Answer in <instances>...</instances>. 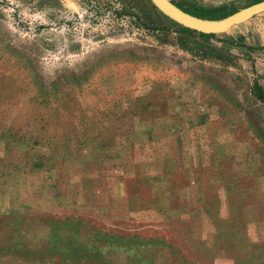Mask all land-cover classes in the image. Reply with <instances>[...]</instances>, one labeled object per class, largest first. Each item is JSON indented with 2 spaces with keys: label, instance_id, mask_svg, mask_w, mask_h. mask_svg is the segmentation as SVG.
<instances>
[{
  "label": "rangeland",
  "instance_id": "374dc122",
  "mask_svg": "<svg viewBox=\"0 0 264 264\" xmlns=\"http://www.w3.org/2000/svg\"><path fill=\"white\" fill-rule=\"evenodd\" d=\"M179 27L150 0H0V264H40L21 251L66 218L78 264H264V13Z\"/></svg>",
  "mask_w": 264,
  "mask_h": 264
},
{
  "label": "trees",
  "instance_id": "16d2710c",
  "mask_svg": "<svg viewBox=\"0 0 264 264\" xmlns=\"http://www.w3.org/2000/svg\"><path fill=\"white\" fill-rule=\"evenodd\" d=\"M170 4L181 10L182 12L189 14L191 16L203 19V20H222L225 19L226 17L232 15L233 13L237 12L240 10L239 8L235 7H230L228 8L226 5H219V6H209V5H204L202 3H197L195 1L191 0H168ZM263 0H249L242 8L248 7L252 4L261 2ZM241 8V9H242ZM179 30L190 34V35H197L201 38H204L205 40H212L217 38L218 35H206V34H201L197 33L195 31L186 29L184 27H179ZM239 41H243V37H238ZM258 99L262 102H264V93L259 92L258 93ZM30 100V99H29ZM32 104L29 103L31 107L33 105L35 106V102L30 101ZM59 104L55 107L57 111H53L52 118L49 120L48 117H45L44 122L47 124L48 127H52L57 129L59 123H56L57 120V114L60 113L63 110L65 102L61 101V97H59ZM16 102L13 99L8 100V105L9 106H14ZM49 120V122H48ZM80 124V123H79ZM76 146V144L74 143ZM71 153H74L75 157L80 156L79 149H74L71 150ZM79 152V153H78ZM66 158V154L62 152V159ZM207 212H209L207 210ZM56 222V221H55ZM66 223L63 224V226H60L61 223ZM61 223H52L49 222L51 226L50 229L48 230L49 232H52V236L58 237V240L56 238H49L46 239L48 240L47 242V247L42 248V249H28L27 247L21 251L25 255H33L35 257V261L39 262L40 264H52L48 263L47 260H51L53 257L55 262H59L58 264H78L79 261L81 260L82 255L84 252L88 253L90 250L85 247H92L94 245H91V243H86L82 242L80 244H77L78 242V231L82 227L80 223V218H76L73 220H68V218L65 219ZM52 224V225H51ZM79 224V225H78ZM77 225V226H76ZM111 234L105 235V240L110 242V244L116 243V245H121V246H127L130 247L132 245H142V244H151L155 243L152 239L147 240H140L137 238H131L129 236L126 237H118V236H110ZM77 240V241H76ZM157 243V242H156ZM3 250V249H2ZM0 250V252H2ZM12 250H6L5 252H10ZM27 251V252H25ZM42 257V258H41ZM46 257H49L46 260ZM37 258V259H36ZM30 258H28V261ZM87 260V259H86ZM33 261V260H31Z\"/></svg>",
  "mask_w": 264,
  "mask_h": 264
},
{
  "label": "water",
  "instance_id": "95a60500",
  "mask_svg": "<svg viewBox=\"0 0 264 264\" xmlns=\"http://www.w3.org/2000/svg\"><path fill=\"white\" fill-rule=\"evenodd\" d=\"M153 6L163 15L186 29L206 35H217L227 32L234 26L247 22L264 13V0L240 9L222 20H203L186 14L169 3L168 0H150Z\"/></svg>",
  "mask_w": 264,
  "mask_h": 264
}]
</instances>
